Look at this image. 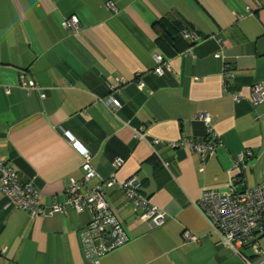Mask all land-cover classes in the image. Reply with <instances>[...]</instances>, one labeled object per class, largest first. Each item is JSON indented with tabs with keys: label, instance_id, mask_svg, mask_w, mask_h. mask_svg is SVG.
<instances>
[{
	"label": "crops",
	"instance_id": "1",
	"mask_svg": "<svg viewBox=\"0 0 264 264\" xmlns=\"http://www.w3.org/2000/svg\"><path fill=\"white\" fill-rule=\"evenodd\" d=\"M69 16L78 19L74 31L62 27ZM165 17L196 41L157 76L153 26ZM21 77L37 89L20 88ZM256 84L264 86V0H0V159L46 205L83 183L82 156L66 134L90 153L97 176L82 187L100 186L128 236L101 264H243L195 204L204 190H229L238 174L243 188L264 181V99H249ZM111 96L121 106L115 113L100 103ZM208 128L221 142L212 156L174 147L205 141ZM131 177L163 214L161 225L142 220L119 191ZM4 205L0 187V264H87L78 234L88 210L40 218ZM185 231L197 241L184 242ZM258 244L264 249V237Z\"/></svg>",
	"mask_w": 264,
	"mask_h": 264
},
{
	"label": "built area",
	"instance_id": "2",
	"mask_svg": "<svg viewBox=\"0 0 264 264\" xmlns=\"http://www.w3.org/2000/svg\"><path fill=\"white\" fill-rule=\"evenodd\" d=\"M109 7L113 9L111 5ZM247 11H250L249 8ZM62 27L70 31L76 30L78 27L77 17L69 16L63 20ZM184 38L192 44L196 41V37L189 33H185ZM191 48L185 50L183 54H190ZM214 57L220 58L221 52H216ZM153 60L156 67L152 72L161 76L163 74L162 67L166 66V62L158 54L153 55ZM223 76L225 78L230 77L228 67L223 69ZM137 86L140 88L141 82L137 83ZM19 87L27 93L37 89L34 82L26 81L24 77L20 78ZM43 96L41 94L42 98ZM249 99L253 105L261 102L264 99V86L261 84L252 86ZM240 100V96L236 95L234 101L239 102ZM100 103L110 113H115L121 107L120 103L112 96L109 105L103 101ZM198 117L205 124L209 121L206 115L201 114ZM207 133L209 137L205 141L186 140L179 142L174 147L186 149L201 158L212 156L216 136L209 128ZM66 137L72 147L82 156L83 183H86L89 179L97 176L90 166L91 155L68 134ZM134 137L142 140L144 134L135 132ZM153 143L156 144L157 141ZM243 155L237 156L236 169L241 170L245 167ZM246 156L250 157L251 152L247 151ZM120 164L119 159L114 161L116 167ZM239 176L241 175L238 174L231 180V187L227 191L204 190L195 206L206 220L210 231L217 237V241L239 257L243 264H264V249H261L258 244V239L264 237V181L253 188L242 187L237 190L236 183L239 182L237 179ZM241 180L243 183L242 177ZM114 182L112 177L106 183L111 186ZM82 184L71 182L65 190L63 202H58L53 198L49 204L44 205L41 203L40 193L33 183L30 181L20 182L15 171L3 159H0V187L5 200L4 207L10 210L23 211L30 217L40 218L50 217L54 214L65 215L68 209H73L76 212L88 210L91 214V221L78 234L79 247L87 264H101V258L111 249L125 245L128 242V236L117 217L107 207L100 186L83 188ZM139 189L140 182L135 177L127 179L119 186V191L134 204L135 209L142 210V220H146L154 226L161 225L163 214L139 194ZM182 239L184 242L197 241L196 236L188 231L182 233ZM107 242L109 245H106Z\"/></svg>",
	"mask_w": 264,
	"mask_h": 264
},
{
	"label": "trees",
	"instance_id": "3",
	"mask_svg": "<svg viewBox=\"0 0 264 264\" xmlns=\"http://www.w3.org/2000/svg\"><path fill=\"white\" fill-rule=\"evenodd\" d=\"M153 28L157 32L155 47L157 49L158 55L162 57L163 61H167L168 59L175 57L179 53H182L186 49L193 46L191 42L185 40L184 34L188 33V31L185 29V26L178 20L165 17L156 22ZM215 140L216 149V147L221 144V142L217 138ZM241 177L242 176H239V178H237L239 179V182L236 183L237 190L243 187Z\"/></svg>",
	"mask_w": 264,
	"mask_h": 264
},
{
	"label": "water",
	"instance_id": "4",
	"mask_svg": "<svg viewBox=\"0 0 264 264\" xmlns=\"http://www.w3.org/2000/svg\"><path fill=\"white\" fill-rule=\"evenodd\" d=\"M106 245H109V243L107 242V244Z\"/></svg>",
	"mask_w": 264,
	"mask_h": 264
}]
</instances>
